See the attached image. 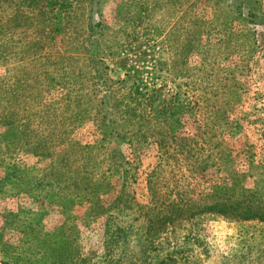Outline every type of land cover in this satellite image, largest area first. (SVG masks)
<instances>
[{
    "label": "rangeland",
    "instance_id": "rangeland-1",
    "mask_svg": "<svg viewBox=\"0 0 264 264\" xmlns=\"http://www.w3.org/2000/svg\"><path fill=\"white\" fill-rule=\"evenodd\" d=\"M90 2L0 0V264H264V0Z\"/></svg>",
    "mask_w": 264,
    "mask_h": 264
},
{
    "label": "trees",
    "instance_id": "trees-1",
    "mask_svg": "<svg viewBox=\"0 0 264 264\" xmlns=\"http://www.w3.org/2000/svg\"><path fill=\"white\" fill-rule=\"evenodd\" d=\"M101 3V0H91L90 2V7H89V29L91 31V33H93L95 30H97L98 28H100L101 24L99 19L101 18V16L99 15V11L97 12V8H99V5ZM241 4L238 5V12L240 15H238L240 18L246 20V16H244L241 13ZM253 17H255V15H253ZM247 21V20H246ZM249 23V21H247ZM249 211V210H248ZM251 211V209H250ZM253 212V211H251Z\"/></svg>",
    "mask_w": 264,
    "mask_h": 264
}]
</instances>
